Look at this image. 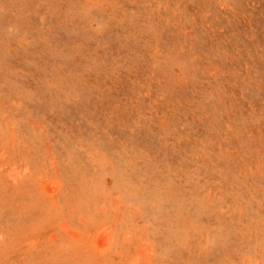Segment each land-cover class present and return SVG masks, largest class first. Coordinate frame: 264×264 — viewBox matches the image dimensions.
<instances>
[{
    "label": "rangeland",
    "instance_id": "1",
    "mask_svg": "<svg viewBox=\"0 0 264 264\" xmlns=\"http://www.w3.org/2000/svg\"><path fill=\"white\" fill-rule=\"evenodd\" d=\"M0 264H264V0H0Z\"/></svg>",
    "mask_w": 264,
    "mask_h": 264
}]
</instances>
